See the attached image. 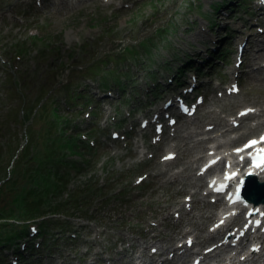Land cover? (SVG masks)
Here are the masks:
<instances>
[{
  "label": "rangeland",
  "instance_id": "374dc122",
  "mask_svg": "<svg viewBox=\"0 0 264 264\" xmlns=\"http://www.w3.org/2000/svg\"><path fill=\"white\" fill-rule=\"evenodd\" d=\"M248 2L250 4L237 6L231 13L224 10L217 14L213 9L221 5L222 0H44L42 8L35 0H0V180L7 175L8 167L12 166L21 148L27 147L25 125L21 121L23 110L34 119L29 147L34 146L32 152L35 153L41 149L47 135L53 133L47 129L49 118L46 115L34 118L39 99L52 95L64 108L69 103L66 90L71 94L82 93L80 88L84 87L83 94L91 101L94 112L92 124L86 127L85 113L90 108L79 106L82 99L66 115L72 117L71 126L80 127L81 132L94 129L91 138L95 139L99 150L92 166H84L81 176L69 182L63 198L74 187L80 193L83 192L81 185L95 189L100 179L108 182L106 191H98L93 197V205L98 207L95 215L89 216L85 212L87 208H82L80 216L69 222L72 230L69 228L65 238L58 241L54 237L60 230L51 229L30 264L37 263V259L41 260L40 264L145 263L149 262L151 247H158L167 257L185 230H189L202 247L210 243L207 227L214 220L217 205L209 204L201 195L203 180L194 174L200 162L197 158L204 153L208 140L219 149L232 146L242 133L256 132L257 126L264 121V116H257L246 120L240 132L229 134L228 131L230 122L227 119L239 108L253 106L262 114L264 107V89L252 81V78L264 80L263 60L259 59L264 51H258L260 46L256 44H260V38L255 37L258 30L253 28L261 14L259 6ZM249 6L251 14L246 13ZM225 31L231 33L227 36L226 49L250 38L253 46L247 54L246 66L253 61L254 64L244 67L242 91L234 96L225 94V85L221 86L219 79L230 72L235 56L225 57L223 65L212 66L209 73L212 82L202 90L207 92L206 105L196 118L183 122L186 124H181L166 140L167 146L177 152L173 161L160 162L164 144L149 150L144 134H132L127 145L111 139L112 131L127 130L130 124H137L146 111L124 126L115 127L114 122L128 119V113L145 108L147 102L157 101L149 94L155 88L153 82L159 86L168 84L183 61L197 55L206 56V45H215L219 42V34L225 35ZM145 39L150 41L151 53L138 45ZM130 45L135 47L132 54L123 51ZM18 55L22 58L21 70L14 75L11 64ZM114 60L121 61L117 64ZM108 68L119 71L106 78L110 87L104 94L111 91L114 97L110 98L102 97L99 92L102 89L98 87L99 72ZM168 69L175 70V74L168 75ZM117 75L122 76L120 81L124 85L121 97L115 87L118 83L112 78ZM224 82L229 83V79ZM37 88H42L40 94ZM171 88L176 91L174 86ZM164 90L162 86L158 93ZM203 125L213 126V129L203 133ZM97 128L102 129L100 134ZM146 151L159 153L148 159ZM143 173L148 174L143 187L139 192L131 190L132 181ZM121 188L125 189V194L120 195L113 208L106 205L107 201H101L103 196L112 195L114 189ZM185 193L194 196L190 211L184 204ZM176 214L180 215L179 219ZM127 224L131 229L125 228ZM19 228L15 226V230ZM154 230L157 236L150 234ZM72 232L77 238L68 235ZM219 252L205 264L229 263V260H222L227 251ZM262 254L255 263L246 264H264ZM4 256L7 250L0 247V258ZM178 258L167 262L190 264L192 259L188 253ZM231 264L244 263L235 258Z\"/></svg>",
  "mask_w": 264,
  "mask_h": 264
},
{
  "label": "trees",
  "instance_id": "16d2710c",
  "mask_svg": "<svg viewBox=\"0 0 264 264\" xmlns=\"http://www.w3.org/2000/svg\"><path fill=\"white\" fill-rule=\"evenodd\" d=\"M53 110L56 112L55 109ZM40 111L41 114H45L47 108L42 106L38 112ZM23 119L28 122L29 116L24 115ZM50 126L55 135L54 128H58L56 120H52ZM55 136L47 135L41 149L37 150L34 160H28L27 151L19 155V161L15 165L11 179L6 180V177L1 179L4 182L0 189V246L9 244L14 240V235L17 236V233H11L15 226L14 223L10 222L11 220L23 223L25 231V222L34 218L50 213L57 214L63 210H69V208L79 210L77 207L79 192L68 195L67 199L64 200L66 201L64 208L62 203H57L53 195L57 190V197L63 195V186L67 176L62 175L60 171V166L64 164L63 156L66 155L67 151L75 152L76 148L79 147L75 138L66 140L63 133H60V136ZM83 148L85 147L83 146ZM53 175L62 185L52 181ZM47 181L48 184L44 185ZM49 225L50 223L47 224V227Z\"/></svg>",
  "mask_w": 264,
  "mask_h": 264
},
{
  "label": "snow or ice",
  "instance_id": "6c2138e0",
  "mask_svg": "<svg viewBox=\"0 0 264 264\" xmlns=\"http://www.w3.org/2000/svg\"><path fill=\"white\" fill-rule=\"evenodd\" d=\"M248 111H253L252 109H249ZM257 143H264V137H261L260 141H250L248 145H246L245 147H253L255 146ZM240 151H242V149H238L237 152L239 153ZM260 152L262 153L259 157L254 158L253 160V167H261L264 168V149H261ZM257 159L259 160V163H257ZM249 175H252V173H249ZM235 176V174H233L232 176L226 177V179H231ZM243 183V181H241V184ZM237 193H239V189H237ZM237 199H239V195H237ZM257 225L259 226V222H257Z\"/></svg>",
  "mask_w": 264,
  "mask_h": 264
},
{
  "label": "bare ground",
  "instance_id": "6f19581e",
  "mask_svg": "<svg viewBox=\"0 0 264 264\" xmlns=\"http://www.w3.org/2000/svg\"><path fill=\"white\" fill-rule=\"evenodd\" d=\"M252 81H255L257 86H259V87L264 89V80L263 79H253L252 78ZM219 253H220L219 251L215 252L212 257L217 256Z\"/></svg>",
  "mask_w": 264,
  "mask_h": 264
}]
</instances>
